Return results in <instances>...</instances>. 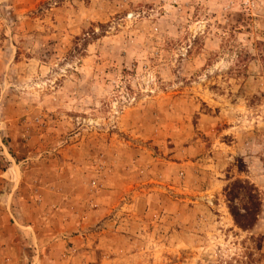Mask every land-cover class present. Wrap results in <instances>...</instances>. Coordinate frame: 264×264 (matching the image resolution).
<instances>
[{"label": "rangeland", "instance_id": "1", "mask_svg": "<svg viewBox=\"0 0 264 264\" xmlns=\"http://www.w3.org/2000/svg\"><path fill=\"white\" fill-rule=\"evenodd\" d=\"M0 142L47 187L0 264H264V0H0Z\"/></svg>", "mask_w": 264, "mask_h": 264}, {"label": "crops", "instance_id": "2", "mask_svg": "<svg viewBox=\"0 0 264 264\" xmlns=\"http://www.w3.org/2000/svg\"><path fill=\"white\" fill-rule=\"evenodd\" d=\"M1 144V142H0ZM1 147V146H0ZM2 148V147H1ZM0 148V154H2L3 160H0V184L1 186L9 185L10 190L9 191H0V231L7 230V229H16L15 224L19 227L18 229H22L23 231H29V238L31 240H35L36 234L35 231L38 230V223L40 221V216H43V221H45L46 218L45 215L42 213V207L45 206V190L47 189L46 186L42 185L40 188L43 192L42 197V204L38 206L37 208H33L34 206V195L31 191H29V197L28 196H21L19 195L18 189L21 182H27L26 177H29V170L25 169L28 168L29 165H26L25 163L27 160L21 159L17 160L13 157L7 158L5 153V147L4 150H1ZM26 165V166H25ZM29 181V180H28ZM110 180H108L109 182ZM107 182V183H108ZM121 190H124V187L120 188ZM119 189V190H120ZM108 190H103V193L108 194ZM22 197L27 200H29V203L21 202L18 204V199ZM14 201V205H13ZM47 202V201H46ZM29 207L28 213H25L26 210H23L24 206ZM23 206V207H21ZM33 208V211H32ZM14 221L15 224H10L9 219Z\"/></svg>", "mask_w": 264, "mask_h": 264}, {"label": "trees", "instance_id": "3", "mask_svg": "<svg viewBox=\"0 0 264 264\" xmlns=\"http://www.w3.org/2000/svg\"><path fill=\"white\" fill-rule=\"evenodd\" d=\"M223 191L234 225L241 230L251 229L261 212V197L256 186L246 179L236 178Z\"/></svg>", "mask_w": 264, "mask_h": 264}, {"label": "built area", "instance_id": "4", "mask_svg": "<svg viewBox=\"0 0 264 264\" xmlns=\"http://www.w3.org/2000/svg\"><path fill=\"white\" fill-rule=\"evenodd\" d=\"M91 185L94 186V187L99 186V184L97 183L96 180H92L91 181Z\"/></svg>", "mask_w": 264, "mask_h": 264}]
</instances>
